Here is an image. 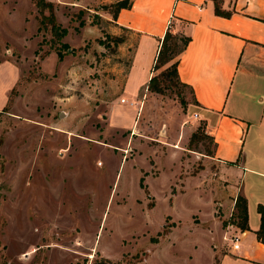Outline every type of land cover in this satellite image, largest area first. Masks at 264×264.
<instances>
[{
	"label": "rangeland",
	"instance_id": "obj_1",
	"mask_svg": "<svg viewBox=\"0 0 264 264\" xmlns=\"http://www.w3.org/2000/svg\"><path fill=\"white\" fill-rule=\"evenodd\" d=\"M116 1L0 0V264H211L214 138L174 75L129 95Z\"/></svg>",
	"mask_w": 264,
	"mask_h": 264
},
{
	"label": "crops",
	"instance_id": "obj_2",
	"mask_svg": "<svg viewBox=\"0 0 264 264\" xmlns=\"http://www.w3.org/2000/svg\"><path fill=\"white\" fill-rule=\"evenodd\" d=\"M131 1V8L113 17L119 27L138 35L125 83L129 95L150 91L148 83L168 30L190 37L178 57V72L192 89L197 114L214 138L213 151L196 157L202 159V168L196 170L204 173L201 184L218 198V208L211 199L212 230L221 229L210 245L211 264H264V242L257 234L262 223L259 206H264V0H221L222 9L231 13L228 17L216 13L214 0ZM134 70L147 79L140 82L135 76L130 82ZM168 145L173 153L180 151ZM239 197L247 201V227H224L238 210ZM226 234L240 236L239 249L224 238Z\"/></svg>",
	"mask_w": 264,
	"mask_h": 264
},
{
	"label": "trees",
	"instance_id": "obj_3",
	"mask_svg": "<svg viewBox=\"0 0 264 264\" xmlns=\"http://www.w3.org/2000/svg\"><path fill=\"white\" fill-rule=\"evenodd\" d=\"M214 1H215V6H216V13L218 15H222L226 17L231 15L230 12L222 9L220 5L221 0H214ZM42 3H46V5L50 4L49 2H46V0H38V5H41ZM111 6H115V10L112 12L113 17L115 18L118 16V13L123 8H131L132 1L131 0H117L115 3L111 4ZM106 8H107V5H103V9H106ZM81 24L83 25L85 24V22L82 21ZM57 27L60 28L61 26L58 25ZM61 29H62L61 36H65L67 32L66 28H61ZM179 41L182 42V45H180ZM189 42H190V37L184 34L182 35L175 34L171 32L170 30L167 31L162 41V45L158 52L157 58L155 60L154 70L157 71L160 68L167 65L168 63H170L171 61L173 60L175 61L172 62L169 66H167L165 70H162L160 74H154L151 77L148 83L149 90L153 92L162 93L164 90V79H162L161 77L169 76V74L174 75L178 81H180L183 84H186L182 82V80L180 79V75L178 72V63H179L178 57L185 50ZM62 47L67 48L68 44L62 43ZM58 54L60 55L61 59L64 57L62 50H59ZM141 184H143V180L141 181ZM237 206L239 208L238 217L240 218V220L237 221V223L241 228H246L247 220H248L247 201L244 198L239 197ZM259 212L261 213L262 223H261L260 229L257 231V234H258L259 239L262 242H264V206L262 205L259 206Z\"/></svg>",
	"mask_w": 264,
	"mask_h": 264
},
{
	"label": "built area",
	"instance_id": "obj_4",
	"mask_svg": "<svg viewBox=\"0 0 264 264\" xmlns=\"http://www.w3.org/2000/svg\"><path fill=\"white\" fill-rule=\"evenodd\" d=\"M169 27L171 28V22L169 23ZM122 101L126 102V99H123ZM198 116V114H197ZM232 223H229V226L231 225ZM225 239L227 240H230L231 242H233V248L234 249H239L240 248V236L238 234H231V235H225L224 237Z\"/></svg>",
	"mask_w": 264,
	"mask_h": 264
}]
</instances>
